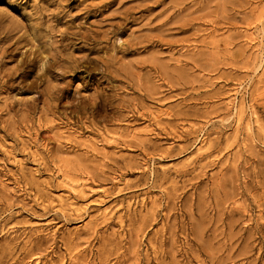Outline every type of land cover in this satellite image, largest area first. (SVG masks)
I'll return each mask as SVG.
<instances>
[{"label": "rangeland", "instance_id": "1", "mask_svg": "<svg viewBox=\"0 0 264 264\" xmlns=\"http://www.w3.org/2000/svg\"><path fill=\"white\" fill-rule=\"evenodd\" d=\"M0 264H264V0H0Z\"/></svg>", "mask_w": 264, "mask_h": 264}, {"label": "bare ground", "instance_id": "2", "mask_svg": "<svg viewBox=\"0 0 264 264\" xmlns=\"http://www.w3.org/2000/svg\"><path fill=\"white\" fill-rule=\"evenodd\" d=\"M57 62V61H56ZM49 68V67H48ZM80 192V191H79ZM78 196V195H77ZM86 196V195H85Z\"/></svg>", "mask_w": 264, "mask_h": 264}]
</instances>
